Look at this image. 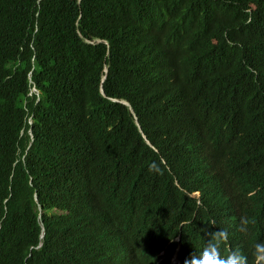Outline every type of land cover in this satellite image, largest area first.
<instances>
[{
    "label": "trees",
    "instance_id": "obj_1",
    "mask_svg": "<svg viewBox=\"0 0 264 264\" xmlns=\"http://www.w3.org/2000/svg\"><path fill=\"white\" fill-rule=\"evenodd\" d=\"M224 31L241 45L264 48V0H0V264H99L98 258L119 257L156 262L165 235L157 221L166 220L168 194H156L164 209L153 203L136 211L117 206L110 172L119 159L130 160L123 128L138 132V117L163 144V114L167 105L177 106L175 82L154 75L145 81L148 61L139 59L144 48L147 60L151 51L183 46L188 55L176 83L187 86L194 79L186 104L196 114L207 107L218 122L229 116L225 108L231 105L214 104V84L222 81L208 64L215 56L247 74L246 52L231 47ZM33 87L40 103L30 96ZM238 96L264 119V96ZM112 97L127 98L134 113ZM26 112L34 113L35 141L26 161L16 164L18 148L30 143ZM67 142L70 150L92 148L95 194L46 185L47 175L66 160ZM55 209L61 214L50 215ZM42 211L48 233L43 248L33 250L41 242Z\"/></svg>",
    "mask_w": 264,
    "mask_h": 264
},
{
    "label": "clouds",
    "instance_id": "obj_2",
    "mask_svg": "<svg viewBox=\"0 0 264 264\" xmlns=\"http://www.w3.org/2000/svg\"><path fill=\"white\" fill-rule=\"evenodd\" d=\"M229 35L228 31L223 32L231 47L246 52L243 65L247 74L221 64L215 56L208 64L222 81L214 84L217 97L214 104L231 105L225 108L229 116L218 122L211 120L207 107L196 114L186 104L187 97L195 92L194 79L187 86L176 83L188 55L183 46L174 43L173 47L151 51L147 60L144 48L139 59L148 61L145 81L154 75L175 82L172 102L177 106L167 105L163 114L168 122L163 144L149 135L138 117L135 120L138 132L123 128L130 160L119 159L110 172L116 176L113 199L117 206L136 211L153 203L164 209V202L156 194H168L171 206L166 220L162 224L157 221L165 235L160 242L158 239L154 264H264V119L247 110L238 96L240 92L248 98L264 96V48L241 45ZM105 70L107 73L108 66ZM31 95L41 102L36 87ZM112 99L127 105L134 113L127 98ZM25 120L30 143L24 150L18 148L16 164L26 161L35 141L34 113L26 112ZM25 133L23 129L21 137ZM65 146L66 160L47 175L46 185L56 182L67 191L87 195L98 192L99 188L89 179L92 148L77 145L70 150L68 142ZM136 154L141 158L132 160ZM78 180L82 183L80 189ZM47 194L55 199L52 193ZM53 213L61 214V210L55 209L50 215ZM45 216L43 211L39 214L41 242L33 250H41L45 245L48 233ZM145 227L152 235L156 234L149 224ZM97 263L137 264L121 257L98 258Z\"/></svg>",
    "mask_w": 264,
    "mask_h": 264
},
{
    "label": "bare ground",
    "instance_id": "obj_3",
    "mask_svg": "<svg viewBox=\"0 0 264 264\" xmlns=\"http://www.w3.org/2000/svg\"><path fill=\"white\" fill-rule=\"evenodd\" d=\"M239 238V237H238Z\"/></svg>",
    "mask_w": 264,
    "mask_h": 264
}]
</instances>
